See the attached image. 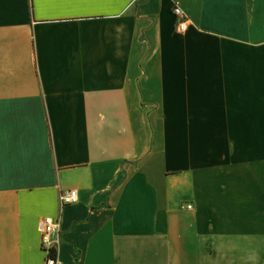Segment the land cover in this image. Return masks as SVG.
<instances>
[{
	"label": "crops",
	"instance_id": "obj_1",
	"mask_svg": "<svg viewBox=\"0 0 264 264\" xmlns=\"http://www.w3.org/2000/svg\"><path fill=\"white\" fill-rule=\"evenodd\" d=\"M46 216L61 264H264V0H0V264Z\"/></svg>",
	"mask_w": 264,
	"mask_h": 264
},
{
	"label": "built area",
	"instance_id": "obj_2",
	"mask_svg": "<svg viewBox=\"0 0 264 264\" xmlns=\"http://www.w3.org/2000/svg\"><path fill=\"white\" fill-rule=\"evenodd\" d=\"M172 13L177 18L176 31L182 33L188 27V19L184 16L181 8L174 2L172 6ZM76 191L73 189L66 190L60 193L59 202L63 205H68L76 202ZM184 208L190 209V204H185ZM60 243L59 222L52 217H44L42 220V228L40 234V248L44 252L43 264H61L54 254L56 248Z\"/></svg>",
	"mask_w": 264,
	"mask_h": 264
}]
</instances>
